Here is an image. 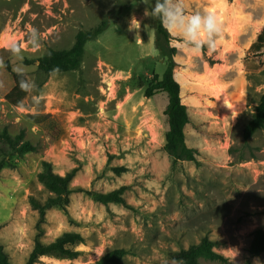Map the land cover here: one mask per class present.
<instances>
[{
  "label": "rangeland",
  "instance_id": "374dc122",
  "mask_svg": "<svg viewBox=\"0 0 264 264\" xmlns=\"http://www.w3.org/2000/svg\"><path fill=\"white\" fill-rule=\"evenodd\" d=\"M146 7L139 0H0V242L13 263L24 264L34 248L40 215L31 198L50 196L38 179L47 161L61 176L77 169L75 187H126L127 204L74 194L66 208H51L42 242L79 233L84 242L72 248L82 254L37 264H95L113 249L128 251L122 264H171L206 237L224 260L201 264H264V253H250L254 232L264 229V129L244 139L264 95V0H189V12L226 18L211 54H193L170 32L159 42L158 20L144 15ZM104 21L108 28L86 45L78 70L39 71V58L72 48L80 32ZM32 27L41 33L39 49L26 42ZM10 41L24 45L39 104L34 93L19 107L5 99L20 63ZM173 60L195 161L175 163L166 150L168 94L146 96ZM27 142L35 150L22 149Z\"/></svg>",
  "mask_w": 264,
  "mask_h": 264
},
{
  "label": "trees",
  "instance_id": "16d2710c",
  "mask_svg": "<svg viewBox=\"0 0 264 264\" xmlns=\"http://www.w3.org/2000/svg\"><path fill=\"white\" fill-rule=\"evenodd\" d=\"M142 1V0H139ZM108 28L107 21L92 31L80 32L77 35L74 46L66 50H50L47 54L39 58L36 62L38 69L46 76L53 74L69 73L76 71L81 67L85 55L86 45L102 35ZM159 42L161 39H170L168 31L158 20ZM31 64V63H30ZM179 68L176 61H172L165 71L162 78L155 75L150 86L146 90L147 97H153L159 92H165L169 97L167 107V117L169 129L166 134V150L173 158L175 163L180 161H195L196 150L190 148L186 143V127L191 122V118L186 105L182 102L180 85L175 79V73ZM58 70V71H56ZM19 77L13 73L14 87L6 95V101L15 107H19L28 96V93L21 90L19 86ZM261 129H264V95L256 109L254 118L244 129V139H252ZM22 149L27 151L35 150V147L27 142ZM2 163H0V173ZM117 172L120 169H116ZM77 175V169L61 176L54 172L52 165L44 161L42 171L38 175L39 181L49 191L50 196L46 201L31 198V204L39 212V221L37 224V236L35 245L28 259L24 264H37L41 257L56 255L69 259L78 258L82 252L74 250L72 247L78 243L84 242V237L79 233H64L54 242L46 244L42 242L44 236L43 225L46 223L48 210L53 207L66 208L70 203V198L74 194H85L101 204H119L126 205L124 197L127 188L122 187L109 193H98L90 190L73 186V181ZM215 243L208 237L204 238L200 244L193 245L187 250H181L177 258L182 264H201L200 259L211 261L224 260V256L214 250ZM250 253L253 256H259L264 253V229H258L253 234L250 244ZM128 251L123 249H113L108 251L95 264H122ZM0 264H15L12 262L9 254L0 242Z\"/></svg>",
  "mask_w": 264,
  "mask_h": 264
},
{
  "label": "clouds",
  "instance_id": "9594fccd",
  "mask_svg": "<svg viewBox=\"0 0 264 264\" xmlns=\"http://www.w3.org/2000/svg\"><path fill=\"white\" fill-rule=\"evenodd\" d=\"M149 7L145 8L144 15L159 20L161 25L170 33H174L184 48L193 54L207 50L209 54L217 50L219 41L224 37L226 18L217 15L214 11L189 12V0H142ZM139 24L135 17L132 18L131 27ZM27 44L33 49L41 46V33L32 27L26 35ZM7 50L11 56L20 63L16 66L19 86L26 93H34L33 102L39 104L43 94L39 91L34 80L27 77L23 61L24 45L19 41H10ZM5 67L0 58V69ZM58 71V70H56ZM171 264H182L180 261H171Z\"/></svg>",
  "mask_w": 264,
  "mask_h": 264
},
{
  "label": "crops",
  "instance_id": "0c3cea01",
  "mask_svg": "<svg viewBox=\"0 0 264 264\" xmlns=\"http://www.w3.org/2000/svg\"><path fill=\"white\" fill-rule=\"evenodd\" d=\"M236 4V3H235Z\"/></svg>",
  "mask_w": 264,
  "mask_h": 264
}]
</instances>
